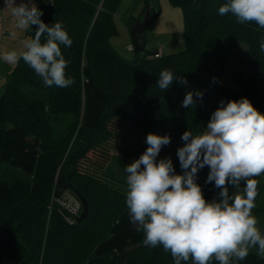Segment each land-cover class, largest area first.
<instances>
[{
	"label": "trees",
	"instance_id": "trees-1",
	"mask_svg": "<svg viewBox=\"0 0 264 264\" xmlns=\"http://www.w3.org/2000/svg\"><path fill=\"white\" fill-rule=\"evenodd\" d=\"M121 1L36 3L43 12L41 20L50 26L62 22L73 41L71 47L61 49L69 61L65 74L75 83L67 88L46 87L22 59L4 82L0 93V264H174L162 246L143 244V230L130 223L125 181L113 169L105 167L102 179L76 170L66 176L60 169L51 193L55 167L66 150L69 164L89 151L96 153L99 165L106 162L110 157L106 142L121 134L117 131L121 126L128 132L142 134L151 129L183 141L185 131L195 135L205 130L222 100L226 105L248 98L264 113V52L260 50L264 28L254 22L240 24L231 14L219 15L218 8L226 0H168L181 10L183 48L165 51L159 45L137 51L131 45L133 55L126 58L110 43L118 31L115 17ZM158 1L142 0L138 12L130 14L129 25L148 3ZM36 28L25 30L28 38L34 37ZM237 41L245 42L250 54L249 73L239 90L220 82ZM159 47L158 55L149 53ZM164 69L183 76L188 84L174 82L166 91L159 89L156 82ZM194 90L203 92L202 100L196 107L183 108L185 94ZM55 116L64 118L59 129L51 122ZM7 165L24 176L5 178ZM209 171L208 166L199 170L196 182L211 202L220 190L214 182H205ZM177 174H183L180 166ZM69 187L87 201V214L79 221L54 203L55 195ZM260 189L257 186L253 215L264 209L258 204ZM132 244L139 245L125 250ZM182 264L193 262L190 258ZM210 264L219 262L213 257ZM231 264H264V257L250 248L244 260L233 259Z\"/></svg>",
	"mask_w": 264,
	"mask_h": 264
},
{
	"label": "clouds",
	"instance_id": "clouds-1",
	"mask_svg": "<svg viewBox=\"0 0 264 264\" xmlns=\"http://www.w3.org/2000/svg\"><path fill=\"white\" fill-rule=\"evenodd\" d=\"M5 7L11 8L17 29L37 28L34 37L22 41L23 51H5L0 58L8 64L22 59L46 87L73 85L74 79L65 74L69 61L61 49L71 47L73 41L62 22L51 26L43 22V12L33 0L19 4L5 0ZM218 14H231L240 24L254 22L264 28V0H226ZM16 35V31L11 33L13 38ZM260 50L264 52V41ZM174 82L188 84L169 69L160 72L156 83L166 91ZM202 97L200 90L187 92L181 106L196 107ZM220 105L203 132L194 135L188 130L182 134L185 143L177 156L183 174H176L170 157L157 160L171 137L154 133L146 136L148 147L139 159L124 167L130 223L143 230L144 245L162 246L174 264L190 258L193 264H210L213 257L219 264H231L233 259L244 260L250 248H257L264 257V234L252 214L257 196L253 177L264 174V113L248 98L226 105L222 100ZM205 166L210 169L205 182H214L220 190L211 202L196 182L198 171Z\"/></svg>",
	"mask_w": 264,
	"mask_h": 264
},
{
	"label": "rangeland",
	"instance_id": "rangeland-1",
	"mask_svg": "<svg viewBox=\"0 0 264 264\" xmlns=\"http://www.w3.org/2000/svg\"><path fill=\"white\" fill-rule=\"evenodd\" d=\"M139 0H122L119 9L117 11V15L115 17V23L117 25V33L110 37V43L111 45L124 57L131 58L133 55V49L131 48V51H129L130 46V33L128 28L126 27V21L127 16L126 12L128 9H134L135 4H137ZM122 19V20H121ZM148 26V31H150L151 27ZM171 39L172 42L170 43L171 46L168 49L169 51H178L183 48V41L181 38V29L180 30H173V33H171ZM149 42H151L149 40ZM148 42L149 46L150 43ZM148 46V47H149ZM167 50V51H168ZM250 60V54L248 50V46L243 41H237L231 51V54L227 60V63L225 65V68L223 70V73L220 78V82L223 85H226L230 88L239 90L242 87L243 82L246 80L247 75L249 73V63ZM4 82V81H3ZM3 83L0 85V93L3 90ZM64 118L60 116H55L51 119V122L53 124L54 129H59L62 126V121ZM124 127H118L117 131L121 134H118L117 136L112 137L109 139L106 144L108 145V151L110 157L107 159L106 162L98 164L96 153L94 152H87V156L76 159V163H68L67 159L69 156L68 150L65 151V156L62 157L60 162L55 167V170L53 172V185L51 187V193L55 190L54 187V177L60 171V169L67 174L71 176L74 170L80 171V172H87L91 173V175L97 176L99 178H103L105 175V167L113 169L118 176L124 179L125 185H123V189L127 191V185H126V177L127 173L124 170V167L126 165L131 164L135 159H139L140 155L144 153V151L147 149L148 145L146 143V136L149 133H154L163 136L164 134L159 133L155 130L148 129L145 132L141 133H133L128 132L127 129H123ZM171 137V136H170ZM185 142L176 139L174 137H171V142L169 145L162 146L161 151L157 157V160L164 159L170 157L175 169V172L177 174V169L180 166V162L177 156V150L178 148L182 147ZM96 161V162H95ZM6 165V164H5ZM8 166V165H7ZM5 166V173L3 176L5 178L11 177L12 175L17 176H24L20 169L11 167V166ZM143 167V166H142ZM71 173V174H70ZM69 179V178H68ZM257 181V186H260V196L258 199V204L260 206H264V174L253 177ZM243 185L241 186L242 191ZM66 195H73L75 198H77L80 202V208L82 210V203L74 192V189L72 187L66 188L63 191L60 192V195L57 197L55 195V198H61ZM54 203L57 206L61 207L59 200H54ZM63 208V207H62ZM80 210V212H81ZM79 212V213H80ZM79 215V214H78ZM258 221L257 227L261 230V233L264 234V209L258 211L256 215H254ZM258 252L257 248H251Z\"/></svg>",
	"mask_w": 264,
	"mask_h": 264
},
{
	"label": "crops",
	"instance_id": "crops-1",
	"mask_svg": "<svg viewBox=\"0 0 264 264\" xmlns=\"http://www.w3.org/2000/svg\"><path fill=\"white\" fill-rule=\"evenodd\" d=\"M141 1L139 0L135 4V8L128 9L125 13L127 16L126 27L130 33L129 25V16L130 14H135L138 12ZM22 0H16V4L21 3ZM34 3H37L38 0H33ZM159 12L148 24L151 29L148 31V26L146 27V45L148 47L149 40L151 42L149 47L163 46V49L167 51L171 46V33L173 30L182 31V14L181 10L177 6H173L169 3L168 0H159ZM122 20V19H121ZM16 31L17 35L15 38L11 36V33ZM28 39V36L25 34V30H20L15 27V18L11 15V8L5 7V4L0 5V57L5 51L16 50L20 52L23 49L22 41ZM130 46L132 45V38L130 33ZM14 64L6 63L2 58H0V85L7 80L9 72L13 68ZM4 81V82H3Z\"/></svg>",
	"mask_w": 264,
	"mask_h": 264
},
{
	"label": "water",
	"instance_id": "water-1",
	"mask_svg": "<svg viewBox=\"0 0 264 264\" xmlns=\"http://www.w3.org/2000/svg\"><path fill=\"white\" fill-rule=\"evenodd\" d=\"M159 12V6L157 2L148 3L141 15H139L135 21L130 26V33L132 38L133 49L137 51H143L146 47V34L145 30L147 25L152 21V19ZM155 50H150L149 53H154ZM74 192L78 195L81 203L82 210L76 219L79 221L84 218L87 214L88 205L86 199L78 192L75 188ZM139 244H132L125 247V250H130L137 247Z\"/></svg>",
	"mask_w": 264,
	"mask_h": 264
},
{
	"label": "built area",
	"instance_id": "built-area-1",
	"mask_svg": "<svg viewBox=\"0 0 264 264\" xmlns=\"http://www.w3.org/2000/svg\"><path fill=\"white\" fill-rule=\"evenodd\" d=\"M4 4H5V0H0V5L3 6ZM159 52H160V47L157 50H155L153 54L158 55ZM55 199L59 200L61 207H63V209L68 210L72 214L73 217L76 218L78 216L81 210L80 202L73 195H66L61 198H55Z\"/></svg>",
	"mask_w": 264,
	"mask_h": 264
}]
</instances>
